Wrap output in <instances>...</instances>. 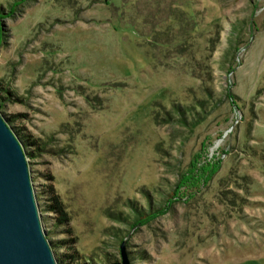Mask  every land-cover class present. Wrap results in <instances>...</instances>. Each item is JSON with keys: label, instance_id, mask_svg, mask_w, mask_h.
<instances>
[{"label": "rangeland", "instance_id": "obj_1", "mask_svg": "<svg viewBox=\"0 0 264 264\" xmlns=\"http://www.w3.org/2000/svg\"><path fill=\"white\" fill-rule=\"evenodd\" d=\"M0 78L71 264H264V0H0Z\"/></svg>", "mask_w": 264, "mask_h": 264}, {"label": "water", "instance_id": "obj_2", "mask_svg": "<svg viewBox=\"0 0 264 264\" xmlns=\"http://www.w3.org/2000/svg\"><path fill=\"white\" fill-rule=\"evenodd\" d=\"M0 264H59L43 224L26 148L1 113Z\"/></svg>", "mask_w": 264, "mask_h": 264}, {"label": "trees", "instance_id": "obj_3", "mask_svg": "<svg viewBox=\"0 0 264 264\" xmlns=\"http://www.w3.org/2000/svg\"><path fill=\"white\" fill-rule=\"evenodd\" d=\"M10 98L18 99L16 93L12 90V88L2 78H0V105H2L4 101ZM17 116H25V114L18 113L10 116L7 119L10 126H11L10 121H12ZM14 130L21 139V141L23 142V144L31 146L32 150L37 152L44 150V148L42 147L43 144L41 143V140L39 138H36L31 134L22 132L23 128L20 127L15 128ZM33 154L34 152L33 153L28 152V156H32ZM44 179L46 180V184H42V188L40 189V195H42L43 199H45L44 210L52 214V216H50V219L52 220L53 228L62 229L61 231L64 232L67 236L62 239L51 240L48 231L47 232L48 238L54 249L56 248L65 249V252L63 254L60 253L57 256L59 264H71L76 259L81 257V254L76 248L77 238L73 233L72 226L70 225L71 216L62 197L54 187L53 174L50 172L44 174ZM151 215L152 214H150L149 217Z\"/></svg>", "mask_w": 264, "mask_h": 264}]
</instances>
